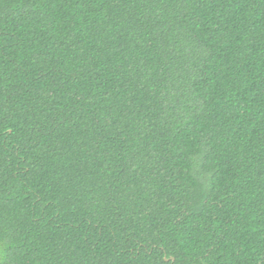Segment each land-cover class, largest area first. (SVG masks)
<instances>
[{
	"label": "trees",
	"instance_id": "16d2710c",
	"mask_svg": "<svg viewBox=\"0 0 264 264\" xmlns=\"http://www.w3.org/2000/svg\"><path fill=\"white\" fill-rule=\"evenodd\" d=\"M0 264H264V0H0Z\"/></svg>",
	"mask_w": 264,
	"mask_h": 264
}]
</instances>
